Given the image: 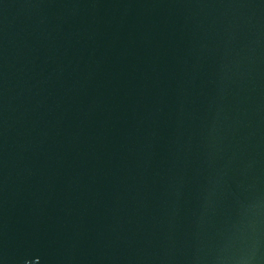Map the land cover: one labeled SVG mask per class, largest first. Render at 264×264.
<instances>
[{"label": "water", "instance_id": "95a60500", "mask_svg": "<svg viewBox=\"0 0 264 264\" xmlns=\"http://www.w3.org/2000/svg\"><path fill=\"white\" fill-rule=\"evenodd\" d=\"M0 264H264V0H0Z\"/></svg>", "mask_w": 264, "mask_h": 264}]
</instances>
